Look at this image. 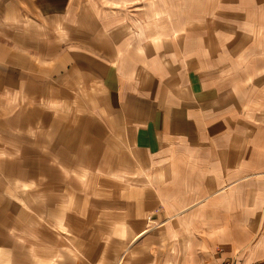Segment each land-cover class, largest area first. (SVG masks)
<instances>
[{"label":"crops","instance_id":"crops-1","mask_svg":"<svg viewBox=\"0 0 264 264\" xmlns=\"http://www.w3.org/2000/svg\"><path fill=\"white\" fill-rule=\"evenodd\" d=\"M5 92L85 112L89 177L34 193L57 234L27 264H264V0H0Z\"/></svg>","mask_w":264,"mask_h":264},{"label":"rangeland","instance_id":"rangeland-1","mask_svg":"<svg viewBox=\"0 0 264 264\" xmlns=\"http://www.w3.org/2000/svg\"><path fill=\"white\" fill-rule=\"evenodd\" d=\"M45 97L47 94L41 93L40 101H33L41 105L40 108L35 107L37 105L26 108L27 103H22L20 93H0V264H27L48 255L56 238L53 235L57 234L53 220L30 221L28 218L36 211L52 212L54 206L38 207L34 204V193L45 190V199L51 201L56 195H64L55 191L62 185L70 189L89 177L81 168L85 149L76 147L75 136L72 142L68 140L69 129L75 127L69 124L70 115L83 117L85 112L81 110L76 114L79 109L69 110L65 103L60 110L52 108L51 100ZM61 100L68 99L62 97ZM32 104L29 102L28 106ZM22 108L28 111L25 113L33 112V117L42 123L26 125L23 130L20 124H10L13 117L21 115ZM54 116L57 117L55 123ZM93 161L95 165L97 160L93 158ZM63 166L68 171H62ZM28 168L32 172H27ZM51 170L53 172L48 174ZM93 176L95 179L96 174ZM49 185H55V190L47 189ZM70 207L73 209L72 204ZM68 211L69 206L65 205L62 217L70 216ZM64 221L55 223L60 226L65 223V228L69 229L70 222ZM21 246H28L29 250L22 252ZM38 246L45 252L38 253Z\"/></svg>","mask_w":264,"mask_h":264}]
</instances>
